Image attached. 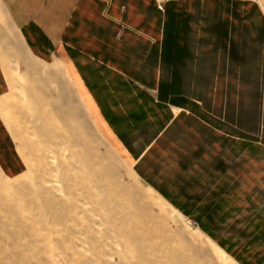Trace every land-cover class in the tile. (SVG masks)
<instances>
[{"label":"crops","instance_id":"0c3cea01","mask_svg":"<svg viewBox=\"0 0 264 264\" xmlns=\"http://www.w3.org/2000/svg\"><path fill=\"white\" fill-rule=\"evenodd\" d=\"M262 2L0 0V98L1 58L29 90L48 68L58 92L39 113L79 103L140 182L235 260L264 264ZM26 169L0 113V170Z\"/></svg>","mask_w":264,"mask_h":264},{"label":"rangeland","instance_id":"374dc122","mask_svg":"<svg viewBox=\"0 0 264 264\" xmlns=\"http://www.w3.org/2000/svg\"><path fill=\"white\" fill-rule=\"evenodd\" d=\"M1 60L10 93L0 113L27 169L0 170V264H242L140 182L79 103L77 116H57L47 100L38 112L41 92H58L48 68L31 70L29 90L24 67Z\"/></svg>","mask_w":264,"mask_h":264},{"label":"bare ground","instance_id":"6f19581e","mask_svg":"<svg viewBox=\"0 0 264 264\" xmlns=\"http://www.w3.org/2000/svg\"><path fill=\"white\" fill-rule=\"evenodd\" d=\"M89 134V133H88ZM195 251H197V250H195ZM196 253V252H195Z\"/></svg>","mask_w":264,"mask_h":264}]
</instances>
